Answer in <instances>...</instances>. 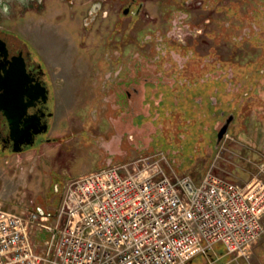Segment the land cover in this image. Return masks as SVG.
I'll list each match as a JSON object with an SVG mask.
<instances>
[{"label": "rangeland", "instance_id": "rangeland-1", "mask_svg": "<svg viewBox=\"0 0 264 264\" xmlns=\"http://www.w3.org/2000/svg\"><path fill=\"white\" fill-rule=\"evenodd\" d=\"M150 1L154 34L144 36L140 24L135 45L121 34L74 40L53 19L8 29L22 33L48 66L55 140L0 157V209L53 216L75 172L148 156L197 181L210 172L247 189L264 183V0ZM137 79L140 94L129 103L122 93ZM46 234L31 231L30 238L37 243ZM246 254L196 256L190 264H264V233Z\"/></svg>", "mask_w": 264, "mask_h": 264}, {"label": "built area", "instance_id": "built-area-1", "mask_svg": "<svg viewBox=\"0 0 264 264\" xmlns=\"http://www.w3.org/2000/svg\"><path fill=\"white\" fill-rule=\"evenodd\" d=\"M161 160L140 157L66 180L53 216L0 209V264H190L216 245L246 257L264 233V183L247 189L210 172L195 182L166 172Z\"/></svg>", "mask_w": 264, "mask_h": 264}, {"label": "flooded vegetation", "instance_id": "flooded-vegetation-1", "mask_svg": "<svg viewBox=\"0 0 264 264\" xmlns=\"http://www.w3.org/2000/svg\"><path fill=\"white\" fill-rule=\"evenodd\" d=\"M150 5V0H0V157L21 154L38 141L42 146L55 140L50 135L54 89L48 66L22 33L8 29L27 20L45 23L53 19L50 24L74 40L98 36L108 40L110 35L120 39L121 34L135 45L143 32L140 24L146 28L144 36L150 39L154 34L148 28ZM121 45L117 44L120 49ZM142 79L143 83L152 81ZM139 82L122 93L129 103L140 94ZM159 82L163 87L168 84Z\"/></svg>", "mask_w": 264, "mask_h": 264}, {"label": "crops", "instance_id": "crops-1", "mask_svg": "<svg viewBox=\"0 0 264 264\" xmlns=\"http://www.w3.org/2000/svg\"><path fill=\"white\" fill-rule=\"evenodd\" d=\"M70 69H72V66H71ZM75 74H77L76 71H74V73H73V76H74V77H73V80H74V81H75ZM73 87H75V88L78 89V85H77V84H74ZM60 92H61V91H60ZM60 92H59V93H60ZM68 92H69V91H68ZM69 93L72 94L71 92H69ZM58 138H59L58 140L61 142V138H60L59 136H58ZM60 142H59V143H60ZM55 156H57V153L55 154ZM101 162H102V160H101ZM100 164H101V163H100ZM115 164H116V163H115ZM111 165H113V164H111ZM106 166H108V165H106ZM106 166H101V165H99V167L96 166V167H94V168H92L91 166H90L89 168H86V167H85V168H82V170H81L80 172H75V173H77L76 175H83V174H85V173H89V172H92V171H96V170L101 169V168L106 167ZM194 180H195V179H194ZM195 182H198V181L195 180ZM217 250H219L218 247H217V248L215 247V252H214V254H215V253H224V250H222V249L219 250V252H218ZM230 256H231V255H230ZM195 257H196V256H195ZM195 257H194V258H195ZM231 257H232V256H231ZM194 258L191 259L190 263L193 262V259H194ZM232 259L236 260V259H238V258H234V257H233Z\"/></svg>", "mask_w": 264, "mask_h": 264}, {"label": "water", "instance_id": "water-1", "mask_svg": "<svg viewBox=\"0 0 264 264\" xmlns=\"http://www.w3.org/2000/svg\"><path fill=\"white\" fill-rule=\"evenodd\" d=\"M11 106L13 107L14 105L13 104H11ZM11 108V107H10ZM12 109V108H11ZM8 118L10 119V117L8 116ZM233 120V117L232 116H230L228 119H226V121H225V123H224V125H223V127L220 129V131L218 132V134H217V140L219 141L224 135H225V133L227 132V129H228V126H229V124H230V122ZM29 144H32V142H28ZM18 151H20V149H16V151L15 152H18Z\"/></svg>", "mask_w": 264, "mask_h": 264}]
</instances>
